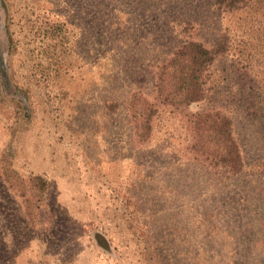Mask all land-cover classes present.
Masks as SVG:
<instances>
[{
  "label": "rangeland",
  "instance_id": "1",
  "mask_svg": "<svg viewBox=\"0 0 264 264\" xmlns=\"http://www.w3.org/2000/svg\"><path fill=\"white\" fill-rule=\"evenodd\" d=\"M156 1L0 0V264L197 263L186 123L159 108L136 144L124 104L135 91L152 100L154 67L181 30L227 37L214 99L185 111L229 112L264 203V0L223 14L211 0ZM184 17L196 26L176 29ZM230 242L213 237L212 253Z\"/></svg>",
  "mask_w": 264,
  "mask_h": 264
},
{
  "label": "trees",
  "instance_id": "2",
  "mask_svg": "<svg viewBox=\"0 0 264 264\" xmlns=\"http://www.w3.org/2000/svg\"><path fill=\"white\" fill-rule=\"evenodd\" d=\"M174 1L188 4L190 0ZM156 2L166 8L173 0ZM246 2L211 0V6L223 14L242 9ZM193 24L196 26L197 23L188 21L187 17L175 23L176 29L194 27ZM182 32L173 35L169 55L154 67L152 100L139 91L126 97L124 104L129 114L131 135L136 144L146 142L159 108H169L180 115L190 133V153L200 170L190 175L188 181L194 185L184 187L185 191L181 192L182 198L194 200V204L185 205L183 211L194 217L195 231L200 239H197L196 264H264L261 234L264 203L257 193L259 177L253 179L245 167L234 137V118L229 112L208 106L194 113L185 111L190 104H203L211 97L214 99L217 81L209 79V71L216 61H226L230 52L227 37L215 34L208 42L194 40ZM5 81L6 72L0 57V91ZM188 181L185 179L184 183ZM213 237L230 240L227 251L214 255L211 251Z\"/></svg>",
  "mask_w": 264,
  "mask_h": 264
}]
</instances>
